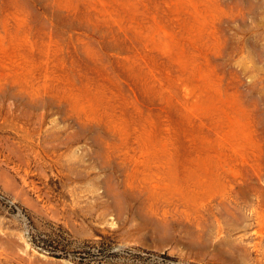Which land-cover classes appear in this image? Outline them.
Segmentation results:
<instances>
[{
  "label": "rangeland",
  "instance_id": "374dc122",
  "mask_svg": "<svg viewBox=\"0 0 264 264\" xmlns=\"http://www.w3.org/2000/svg\"><path fill=\"white\" fill-rule=\"evenodd\" d=\"M0 264H264V0H0Z\"/></svg>",
  "mask_w": 264,
  "mask_h": 264
}]
</instances>
